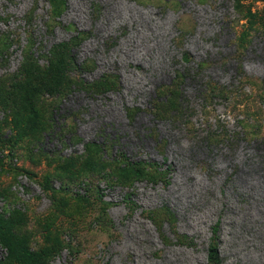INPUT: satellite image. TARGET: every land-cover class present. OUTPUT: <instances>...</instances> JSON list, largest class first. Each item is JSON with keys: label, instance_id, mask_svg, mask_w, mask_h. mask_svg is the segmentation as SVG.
<instances>
[{"label": "rangeland", "instance_id": "obj_1", "mask_svg": "<svg viewBox=\"0 0 264 264\" xmlns=\"http://www.w3.org/2000/svg\"><path fill=\"white\" fill-rule=\"evenodd\" d=\"M61 54L60 90L26 100ZM212 245L264 264V0H0V264Z\"/></svg>", "mask_w": 264, "mask_h": 264}, {"label": "trees", "instance_id": "obj_2", "mask_svg": "<svg viewBox=\"0 0 264 264\" xmlns=\"http://www.w3.org/2000/svg\"><path fill=\"white\" fill-rule=\"evenodd\" d=\"M62 55L63 54L60 55L56 64H50L49 68L41 69L39 67H36L33 71L28 74V76L26 77V81L23 85L24 96L26 100L30 101L31 98L36 94H44L46 92L49 94H53L56 91L60 90L68 67L65 57ZM107 85H112V83L108 82ZM171 95L178 96L177 93H175L173 90L171 92ZM175 96L174 101L172 103L179 102L178 98ZM180 103L181 102H179V104ZM28 105L31 106L32 104ZM181 108H184L183 104L182 106L177 104V108L175 109L179 112ZM124 166L126 167H122V169L126 172L132 171L138 177H145L144 167H142L140 163L131 162ZM208 259L211 264L221 263V255L217 246H210L208 250Z\"/></svg>", "mask_w": 264, "mask_h": 264}]
</instances>
